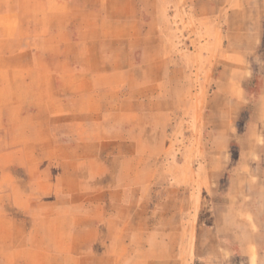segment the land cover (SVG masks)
Wrapping results in <instances>:
<instances>
[{"label":"rangeland","instance_id":"rangeland-1","mask_svg":"<svg viewBox=\"0 0 264 264\" xmlns=\"http://www.w3.org/2000/svg\"><path fill=\"white\" fill-rule=\"evenodd\" d=\"M130 1L0 0V264H264V0Z\"/></svg>","mask_w":264,"mask_h":264},{"label":"crops","instance_id":"crops-1","mask_svg":"<svg viewBox=\"0 0 264 264\" xmlns=\"http://www.w3.org/2000/svg\"><path fill=\"white\" fill-rule=\"evenodd\" d=\"M168 0H166V2H167ZM177 1V0H176ZM240 5V7H244V11L246 12H251V10H252V8H251V3H249L248 4V0H241V3L239 4ZM264 6V5H263ZM241 10V9H240ZM242 11V10H241ZM135 12H136V10L134 9V5L132 4V0L130 1V3L128 2V6L126 7V9L124 10V12L122 13V15H121V13H120V11L119 10H117V9H115V12H114V14L115 15H113V22H114V24H115V26L116 27H118V28H121V29H123L124 30V28H127L126 27V24H131V23H136V27H135V29H139L138 27H139V24H138V20H137V18H136V20L134 21L133 19H132V17L133 16H135ZM137 12H138V10H137ZM93 16H96V14L94 13V15ZM249 20V18H248V15H247V22H249L248 21ZM150 23V22H149ZM246 24V23H245ZM245 24H244V28H246L247 27V25L245 26ZM242 27V26H241ZM128 29V28H127ZM148 29H150V27L148 28ZM120 53V52H119ZM96 55H101V54H96ZM154 56H153V58H158L159 59V56L158 55H156V54H153ZM118 60L119 61H121V60H123V58H122V56L119 54V56H118ZM128 75H132V74H130V73H128Z\"/></svg>","mask_w":264,"mask_h":264}]
</instances>
